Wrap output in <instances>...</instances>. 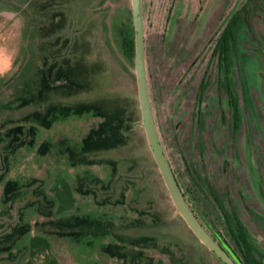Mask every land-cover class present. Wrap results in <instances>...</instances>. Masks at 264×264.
<instances>
[{
    "label": "flooded vegetation",
    "instance_id": "1",
    "mask_svg": "<svg viewBox=\"0 0 264 264\" xmlns=\"http://www.w3.org/2000/svg\"><path fill=\"white\" fill-rule=\"evenodd\" d=\"M91 1L99 4L101 0ZM255 2L140 0L146 80L160 144L188 206L236 264H264V163L260 162V142L255 145L250 136L241 80L233 76L234 42L243 45L244 40L238 38L243 31H248L249 5ZM131 15L128 25L122 23L120 28L119 18H114L113 23L111 20L110 37L124 59L130 60L133 53L135 71L132 0ZM87 21L84 27L90 30L83 28L81 44L77 42L78 37L75 40L65 37L64 76L56 74L52 79V71L46 75L44 68L48 63L55 73L58 61L49 63L45 56L46 60L39 61L30 71L31 15L18 2L0 0V93L17 76L28 71L32 73V84L17 95V105L36 104L20 120L0 123V142L4 137L9 139V129L14 127L31 130L30 135L26 133V137L23 135L12 143L11 154L6 153L0 159V209L8 212L16 198L17 192L12 193L9 186L15 184L27 195L28 188L34 185L32 190L36 189L33 191L47 199L45 209L49 213L40 212L41 206L35 200L18 208L21 231L12 242V249L18 252L16 264H32L35 246L42 240L45 247L62 241L69 246L66 236H72L75 241L87 236L88 244L99 246L93 253L97 254L93 264H121L123 255L116 250L109 251L108 246L126 247V241L129 246L138 245L133 237H121L119 226L140 224L137 222L151 224L159 218L156 212L132 205L144 190L131 175L137 166V157L115 156L116 150L134 146L131 128L137 116L138 90L131 97L133 108L130 101L113 107L111 99L103 98V79L97 73L99 53L95 60L89 58L92 28ZM57 91H65L66 95L80 92V101L50 102L46 107L43 102L52 101L50 97ZM7 102L3 105L7 106ZM140 125L143 127L142 114ZM67 127L71 131L64 136L57 132ZM144 134L146 137L145 129ZM148 147L166 194L171 198L149 143ZM214 177L222 192L214 186ZM154 203L149 201L151 207ZM97 206L118 213L126 207L129 209V217L113 227L116 240L98 241L102 239L100 233L113 224L92 213ZM175 209L184 219L176 206ZM60 211L61 215H55ZM136 213H148L151 222L134 216ZM45 221L86 225L58 234L38 227ZM190 229L207 251L227 264ZM182 240L177 239L176 243L180 252ZM143 245L135 251L146 255ZM150 245L161 252L167 251L161 248L166 245L164 242ZM0 257L11 256L7 252ZM45 257L57 264L55 255Z\"/></svg>",
    "mask_w": 264,
    "mask_h": 264
},
{
    "label": "rangeland",
    "instance_id": "2",
    "mask_svg": "<svg viewBox=\"0 0 264 264\" xmlns=\"http://www.w3.org/2000/svg\"><path fill=\"white\" fill-rule=\"evenodd\" d=\"M10 1L18 2V5L23 7L32 18L33 32L29 38V43L32 47L30 71L35 68L39 61L46 60L45 57H47L46 61L49 63L53 60L58 61V64L55 67L57 71L54 70L56 71L54 73L47 63L46 68H44L46 75H49V71H52V79L56 74L63 77L65 66L63 59L66 51L65 37L69 36L72 40L78 37L77 42L81 44V34L84 32L83 28L90 30L88 29L89 27H84L87 19L86 24L92 28V33L89 34L92 40V52L89 54V58L95 60L96 54L99 53L97 73L103 79L101 80L103 98L111 99L114 102L113 107H120L121 104L130 101V106L133 108L131 97L135 92L137 95L133 53L130 60L128 58L124 59L119 47L114 45L110 37L111 20L113 23L114 18H119V22L117 21L118 28L123 25L122 23L128 25L127 21L129 19L131 20V0H101L99 4H95L91 0ZM249 13L248 31L245 29L246 31H243L242 35L238 38V40H244L243 45L239 41L234 42L233 76L237 80H241L246 117L251 132L250 136L255 145L258 141L260 142V162L264 163V0H256L255 3L250 4ZM88 16H91V18L89 19ZM157 32L155 38L158 37ZM29 84L30 86L32 84V73L27 71L17 76L0 93V123L7 124L16 122L26 113L36 108V104L32 102L23 107H18L17 105V95L26 91L29 88ZM50 99L52 101L46 99L43 102L46 107L50 102H77L80 101V92L74 93L73 95H66L65 91H57ZM6 101H8L7 106L3 105ZM136 109L137 116L131 128V132L135 135L134 146L131 148L122 147L120 150H116L115 156L127 157L135 155L137 157V166L131 172V175L133 174L137 178L138 184L144 190L136 201H132V205L147 211L156 212L159 214V218L151 222L148 213H136L134 216L137 215L142 220L150 221L151 224L137 222L140 224L134 225L129 223L119 226L121 237H133L138 246L147 244V247L145 245L141 247L144 249L146 255L138 253V250L135 251L138 246H129L127 241L125 242L126 247L110 245L108 246V250L111 252L116 250L123 255L121 264H222L206 250L207 248H204L205 246H202L198 242L190 227L176 211L171 198L167 196L163 179L151 157L144 128L140 125L141 113L138 98L136 100ZM21 128L19 126L9 129V139L4 137L3 141L0 142V159L4 158L6 153L11 154L13 151L12 147L18 138L22 139L23 135L26 137V133L30 135V129ZM68 131H71L70 127L63 128V130L60 128L57 132L61 136H64ZM177 146L179 147L180 144H177ZM53 159L59 161V159ZM124 162V160L121 161V163ZM1 170L0 160V172ZM213 180L214 186L222 192L223 188L219 186L218 179L214 177ZM33 186L28 188L29 193L27 195L24 193L25 190L23 192L15 184L9 186L12 193H17L8 212L0 209V254L4 255L8 252L11 257L8 259L6 257H0V264H16L18 252L12 249V242L21 231L19 224L20 211L18 208L25 202L35 200L41 206L40 212L49 214L45 209L48 205L47 199L39 195L38 193L40 192L33 191L36 190H32ZM98 193L101 192L98 191ZM191 194H189L190 197H192ZM218 196L221 198V195ZM50 197L52 200L55 199L54 194ZM150 200H154L155 202L152 207L149 204ZM96 208L92 209L94 210L92 212L94 215H101V217H104L103 219H108L113 224L109 230L100 233L102 239L98 241L116 240L113 227L117 226L121 220L129 217V209L127 211L126 207L125 210L118 213L113 209L104 210L102 206H97ZM213 212L214 209L212 208L211 215H213ZM58 214L61 215V211L55 215ZM121 214H123L122 216L124 218L121 217ZM40 218H44V216L40 215ZM262 220L264 222V218ZM84 225L86 223L83 222L54 223L45 221L38 224V227L43 231L58 232L60 234L68 232L71 229L81 228ZM65 238L69 246H66L63 241L56 245L51 243L47 247H45L43 240L38 242L37 246H35L32 264H54L53 260L51 262L45 257H51V255H56L61 264H93L95 262L97 254L93 255V253L97 251L96 249L99 246L88 244L85 241L87 236L84 239H80V241H75V238L72 236H66ZM146 238H150V240ZM177 239H183L181 252L177 249ZM155 242L166 243V245H161V248L163 250L166 248L170 253L166 250L164 252L162 251V253L155 247L150 248V244ZM156 247L159 248V244ZM134 254H139L140 257H135Z\"/></svg>",
    "mask_w": 264,
    "mask_h": 264
},
{
    "label": "water",
    "instance_id": "3",
    "mask_svg": "<svg viewBox=\"0 0 264 264\" xmlns=\"http://www.w3.org/2000/svg\"><path fill=\"white\" fill-rule=\"evenodd\" d=\"M132 13L135 31V74L138 98L142 114V125L150 145L152 154L163 175L172 200L177 210L184 217L196 235L212 250H214L227 264H236L224 249L209 235L200 221L188 206L172 172L168 159L162 149L154 123L150 98L148 94L145 61H144V33L140 0H132Z\"/></svg>",
    "mask_w": 264,
    "mask_h": 264
},
{
    "label": "trees",
    "instance_id": "4",
    "mask_svg": "<svg viewBox=\"0 0 264 264\" xmlns=\"http://www.w3.org/2000/svg\"><path fill=\"white\" fill-rule=\"evenodd\" d=\"M55 257H56V261H57V264H59V259H58V257L55 255Z\"/></svg>",
    "mask_w": 264,
    "mask_h": 264
},
{
    "label": "clouds",
    "instance_id": "5",
    "mask_svg": "<svg viewBox=\"0 0 264 264\" xmlns=\"http://www.w3.org/2000/svg\"><path fill=\"white\" fill-rule=\"evenodd\" d=\"M0 74H2V73H0Z\"/></svg>",
    "mask_w": 264,
    "mask_h": 264
}]
</instances>
